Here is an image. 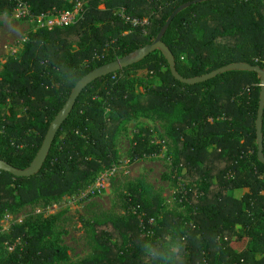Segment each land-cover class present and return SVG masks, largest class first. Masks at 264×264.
Wrapping results in <instances>:
<instances>
[{
	"label": "trees",
	"instance_id": "16d2710c",
	"mask_svg": "<svg viewBox=\"0 0 264 264\" xmlns=\"http://www.w3.org/2000/svg\"><path fill=\"white\" fill-rule=\"evenodd\" d=\"M23 1L34 15L73 7L72 0ZM191 1L105 0L101 6L92 0L74 25L30 31L21 53L0 70V159L17 169L29 167L76 83L155 41L173 12ZM14 6L15 0H0V16L11 15ZM133 19L147 23L133 25ZM162 40L185 78L233 63L264 69V0L193 3L176 15ZM260 96L257 71L233 69L188 84L156 50L81 92L38 173L0 170V222L26 204L80 193L117 162L116 139L124 125L146 117L166 124L173 181L189 218L178 211L161 217V194L143 178L130 182L127 194H120L125 214L105 213L90 222L94 253L69 264H264ZM262 134L264 154V112ZM162 149L153 127L136 126L133 161ZM56 223L57 216L38 214L13 225L10 236L20 242L0 264H65Z\"/></svg>",
	"mask_w": 264,
	"mask_h": 264
},
{
	"label": "rangeland",
	"instance_id": "374dc122",
	"mask_svg": "<svg viewBox=\"0 0 264 264\" xmlns=\"http://www.w3.org/2000/svg\"><path fill=\"white\" fill-rule=\"evenodd\" d=\"M100 3L103 6L104 1ZM122 15L125 17V14ZM35 28L27 20H17L12 15L0 16V70L8 59L21 53L25 43L23 40ZM137 89L143 91L142 86ZM143 124H149L155 129V135L163 144V149L158 155L133 161L130 156L133 133L136 126ZM170 143L163 121L139 117L125 124L116 139L117 162L110 169L99 172L84 190L64 195L50 204H26L19 212H8L5 215L0 222V236L9 238L0 241V258L9 257L20 242V239L10 236L12 226L38 214H42L44 218L57 216L54 231L60 234V244L66 248L67 253V259L63 263H75L87 258L95 249L88 224L105 213L123 216L125 210L120 194H127L128 183L141 178L161 194L164 206L161 217L166 211H178L189 218V210L178 195L182 189L173 181L176 173L173 170Z\"/></svg>",
	"mask_w": 264,
	"mask_h": 264
},
{
	"label": "water",
	"instance_id": "95a60500",
	"mask_svg": "<svg viewBox=\"0 0 264 264\" xmlns=\"http://www.w3.org/2000/svg\"><path fill=\"white\" fill-rule=\"evenodd\" d=\"M203 0H194L188 3L183 4L179 8H177L173 14L169 17L168 21L164 25V27L161 29L159 35L153 41L152 43L145 45L143 47H140L139 49L133 51L132 53L119 58L113 62L104 64L93 71L89 72L87 75H85L79 85L77 87H74L72 90V93L62 109L58 112L54 120L51 122L50 127L47 131V134L44 138V141L42 143L41 148L39 149L37 155L35 156L33 162L29 167L26 169H17L7 163L6 161L0 159V170L3 171H8L10 173H13L14 175L18 176H30L33 174L38 173L41 168L43 167L47 156L49 154V151L51 149V146L53 144V141L55 139V136L62 126V124L65 122L69 114L71 113L77 98L81 94V92L93 81L106 76L110 73L116 72L117 70L129 66L131 64L137 63L141 60H143L146 56H148L150 53L160 50L164 56L166 57L171 71L173 75L179 79L180 81L188 84H195V83H201L206 80H209L210 78L215 77L216 75L233 70V69H244V70H254L257 71L260 74L261 77V96H260V103H259V110H258V117H257V122H256V127H257V137H258V145H259V150H258V157L259 159L264 162V154H263V134H262V116L264 112V69H262L259 66H253L247 63H233L230 65H226L224 67H221L213 72H210L208 74L198 76V77H193V78H185L180 76L175 67V59L173 56L172 51L170 48L163 42L162 37L164 33L166 32L167 28L170 26L171 22L173 19L176 17V15L182 11L183 9L189 7L191 4L196 3V2H201Z\"/></svg>",
	"mask_w": 264,
	"mask_h": 264
},
{
	"label": "built area",
	"instance_id": "2783aa9c",
	"mask_svg": "<svg viewBox=\"0 0 264 264\" xmlns=\"http://www.w3.org/2000/svg\"><path fill=\"white\" fill-rule=\"evenodd\" d=\"M98 1L101 2L105 0ZM71 2L73 3V7L70 9H59L55 7L45 13L34 15L31 11L30 5L27 2H24L23 0H15V6L11 15L14 19L32 22L36 27L35 29L63 28L77 23V21H79L87 11L92 0H72ZM140 22L145 24L147 23V20H132L133 25H137ZM23 41L25 42L26 39Z\"/></svg>",
	"mask_w": 264,
	"mask_h": 264
},
{
	"label": "clouds",
	"instance_id": "9594fccd",
	"mask_svg": "<svg viewBox=\"0 0 264 264\" xmlns=\"http://www.w3.org/2000/svg\"><path fill=\"white\" fill-rule=\"evenodd\" d=\"M81 79L79 80V82L76 83L75 87H77L80 83ZM174 251L178 254L180 251V246L177 244L174 246Z\"/></svg>",
	"mask_w": 264,
	"mask_h": 264
}]
</instances>
